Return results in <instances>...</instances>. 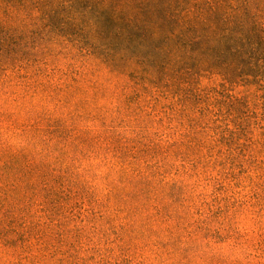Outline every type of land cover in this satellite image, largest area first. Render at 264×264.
<instances>
[{"label":"rangeland","instance_id":"rangeland-1","mask_svg":"<svg viewBox=\"0 0 264 264\" xmlns=\"http://www.w3.org/2000/svg\"><path fill=\"white\" fill-rule=\"evenodd\" d=\"M90 17L0 31V264H264V87L125 85Z\"/></svg>","mask_w":264,"mask_h":264},{"label":"trees","instance_id":"trees-1","mask_svg":"<svg viewBox=\"0 0 264 264\" xmlns=\"http://www.w3.org/2000/svg\"><path fill=\"white\" fill-rule=\"evenodd\" d=\"M262 2L0 0V31H30L35 15L49 31L74 28L79 15L90 14L87 40L102 50L91 48L89 53L115 73L127 74L125 85L133 82L150 92L161 79L182 82L205 72L225 82L239 78L264 87ZM242 101L234 98L229 114Z\"/></svg>","mask_w":264,"mask_h":264}]
</instances>
